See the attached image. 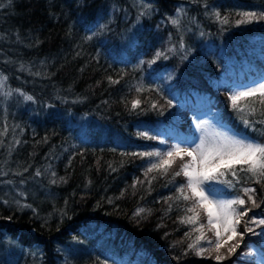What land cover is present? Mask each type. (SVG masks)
<instances>
[{"label": "trees", "instance_id": "trees-1", "mask_svg": "<svg viewBox=\"0 0 264 264\" xmlns=\"http://www.w3.org/2000/svg\"><path fill=\"white\" fill-rule=\"evenodd\" d=\"M0 4V74L7 77L0 98L11 91L14 99L5 106L0 101V132L8 130L0 136V172L7 173L0 176V264H216L188 251L198 233L185 235L191 231L180 222L185 204L168 199L184 178L170 183V176L157 172L146 178L149 160L122 153L165 151L175 141L192 139V119L207 111L218 128L264 143V135L240 123L228 100L234 86L264 75V21L222 30L210 15L218 10L235 20L237 12L264 10V0ZM180 7L186 14L178 30L169 18ZM181 37L190 52L186 60L178 47ZM174 45L177 52L167 53L168 59L146 63ZM139 84L145 91L138 94ZM137 96L144 111L131 110ZM152 101L158 110L150 108ZM78 118L86 127H79ZM145 130L166 143L137 135ZM250 186L264 200V188ZM215 187L219 195L237 194ZM16 199L35 213L2 202ZM138 209L145 211L136 215ZM252 215L264 217V204ZM99 234L118 245L120 256L102 254L85 240ZM262 257L264 236L248 234L223 264H260Z\"/></svg>", "mask_w": 264, "mask_h": 264}, {"label": "snow or ice", "instance_id": "snow-or-ice-1", "mask_svg": "<svg viewBox=\"0 0 264 264\" xmlns=\"http://www.w3.org/2000/svg\"><path fill=\"white\" fill-rule=\"evenodd\" d=\"M0 7L3 5L0 4ZM205 8H207L206 3ZM145 14L143 11L140 13V15ZM185 14L183 7L177 8L176 15L170 17L169 22L179 30L180 17ZM210 15L221 25L222 30L225 25L239 27L264 21V10L237 12L234 14L235 20H232L230 15H222L218 10H213ZM178 47L179 51L183 53L181 60H186L190 52L186 51L183 37L180 38ZM176 52L177 46L175 45L168 48L167 52L157 50L154 57L146 63L151 66L162 58L168 59L167 53L175 54ZM144 63L145 61H140L141 65ZM36 74L39 75V73ZM108 79L112 84L119 83L118 80H113L111 77ZM6 81L7 77L0 74V89L5 87ZM16 91L26 101L33 100L31 95H26L18 89ZM135 91L139 94L145 91V88L139 84L135 87ZM3 95L11 96L12 92L8 91ZM228 100L232 111L236 113L237 119L246 129L259 131L261 135H264V127L259 129L256 127V125L264 126V76L259 81H254L251 85L245 86L242 90L231 92ZM130 103L131 110L140 109L144 111L141 108L144 102L139 96ZM167 105L172 107L173 101L167 100ZM159 107L156 101L150 103L152 110H158ZM195 127L200 132V136L199 142L194 143V146H183L186 141H180L169 145L165 151H134L122 153V155L147 158L150 166L145 172L146 178L149 173L153 172H157L161 176H170V183H174L177 177L184 178V183L176 188L177 195L168 199L185 204V215L181 217L180 222L191 226V231L185 235L191 239L192 233H198L195 241L187 245V249L198 257L214 259L216 264H223L225 260L237 253L246 235L264 236V217L249 216V213L259 209L261 204H264V200H258L257 188L250 186L255 184L264 188V143L228 131L217 129L209 131L202 123H196ZM7 131V126H5L4 131L0 132V136L6 135ZM137 135L143 139H159L160 143H166L164 139L159 138V134L153 135L147 130L140 131ZM0 143L3 142L0 141ZM15 143L19 144L20 141L16 140ZM15 174L23 175L22 173ZM3 175H7V173L0 172V176ZM35 175L40 176L42 173L37 170ZM51 175L54 177L51 183H57L56 173L52 172ZM155 179L156 176L154 175L147 179V183L151 185L152 180ZM60 182L66 181L64 178H60ZM6 183L11 184L12 181L9 180ZM21 183L24 181L21 180ZM215 185H222L226 189L236 191L237 194L230 198H218L217 193L221 189L216 188ZM238 185L241 187L237 190ZM18 195L26 196L23 192H19ZM2 202L6 205L14 204L18 211L25 208L32 209L31 204L22 203L19 199L3 200ZM32 210L35 213V209ZM144 211V209H138L136 215H140ZM202 216L206 222L202 221ZM241 228H243L242 231ZM256 228H260L261 231L257 232ZM205 229L212 233L214 239L207 237ZM206 253L207 256H205Z\"/></svg>", "mask_w": 264, "mask_h": 264}, {"label": "rangeland", "instance_id": "rangeland-1", "mask_svg": "<svg viewBox=\"0 0 264 264\" xmlns=\"http://www.w3.org/2000/svg\"><path fill=\"white\" fill-rule=\"evenodd\" d=\"M262 76H264V75H262ZM261 77L255 79V80L243 83V84L236 85V86H234V88L232 89L231 92L236 91V90H242L245 86L251 85L254 81H259L261 79ZM11 96H5V98H0L1 103L4 104V106H5L6 101L8 99L13 101L14 99ZM19 102L23 103L24 101L20 100ZM77 122H78V125H79L80 128L86 127L85 119L78 118ZM196 123L204 124L205 127H207L209 131H212L213 129H217V130H221V131H228L230 133H235V132L230 131V130H225V129H222V128H218V126H216L214 124L213 120L211 119V116H210L209 112L207 111L205 113L195 115L194 118L192 119V132L194 133V137L192 139L179 140V141H175L174 143H177V142H180V141H186V143L183 146H189V145L194 146V143H198L199 142L200 132H198L196 130V127H195ZM235 134H237V133H235ZM217 197L221 198V199H225V198H230L231 196L217 194ZM85 240L89 242V245L95 244L99 248V250L101 251L102 254H109V255H111L114 258L117 257V256H120V251H119L118 245L115 244L112 240H110L107 236H100V234H99V235H96V237H94V238L86 237ZM81 247L82 246H80L79 249ZM124 254L126 255V253H124ZM105 260L109 261L110 259L106 258ZM259 262H260V264H264V260H262V258H260Z\"/></svg>", "mask_w": 264, "mask_h": 264}]
</instances>
